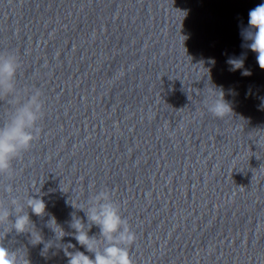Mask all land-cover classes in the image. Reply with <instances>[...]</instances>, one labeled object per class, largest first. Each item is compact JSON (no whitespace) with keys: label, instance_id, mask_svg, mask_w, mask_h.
Returning <instances> with one entry per match:
<instances>
[{"label":"clouds","instance_id":"obj_1","mask_svg":"<svg viewBox=\"0 0 264 264\" xmlns=\"http://www.w3.org/2000/svg\"><path fill=\"white\" fill-rule=\"evenodd\" d=\"M241 36L243 41L248 42V49L256 53V61L264 70V3L249 11L248 28L241 32ZM228 63L235 71L243 67L244 61L230 59ZM20 66V59L14 52L0 53V100L10 106L7 118L0 126V176L9 178L14 173L13 161L39 138L42 131L39 122L45 115V101L40 89L31 90L25 101L18 97L16 82ZM250 74L247 70L242 72L245 76ZM206 107L208 112L221 119L232 113L231 104L224 99L222 91L207 100ZM4 191L11 196V200L10 206L0 200V264H29L19 249L12 251L2 241L13 230L17 234L30 232L32 237L36 235L31 231L34 224L25 208L42 217L46 213L45 201L38 196L29 195L23 200L19 195L12 196L14 189L11 184ZM80 210L85 213L87 223L73 216L70 226L74 229L71 235L84 251L66 252L68 264H133L130 249L136 242V233L122 216L120 205L113 200L111 192L107 189L92 192L87 208L81 207ZM52 221L57 225L55 218L49 222ZM94 225L99 228L98 236L89 235ZM58 227L61 229L60 238H63L65 232ZM36 241L41 242L39 235H36ZM69 245L75 248V245Z\"/></svg>","mask_w":264,"mask_h":264}]
</instances>
